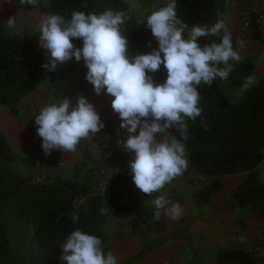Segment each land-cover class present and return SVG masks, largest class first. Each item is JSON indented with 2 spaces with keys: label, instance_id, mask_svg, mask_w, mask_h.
Listing matches in <instances>:
<instances>
[{
  "label": "trees",
  "instance_id": "trees-1",
  "mask_svg": "<svg viewBox=\"0 0 264 264\" xmlns=\"http://www.w3.org/2000/svg\"><path fill=\"white\" fill-rule=\"evenodd\" d=\"M226 0H176V12L189 27L217 22ZM47 11L69 19L73 11L100 14L105 10L124 11L130 17L124 26L131 56L149 53L156 48L155 38L143 17L123 0H47ZM164 7L160 6L159 8ZM253 38L264 47L256 16L250 21ZM231 32L237 51L236 35ZM219 36L199 38L203 47L219 43ZM34 37L10 34L0 21V103L9 114L18 115V103L40 81L44 68L41 57L33 54ZM73 44L82 41L73 40ZM151 43L152 48L147 47ZM254 56H247L234 64L227 80L217 79L209 88L199 87V106L202 114L195 121L186 120L189 139L184 141L186 155L194 172L210 179L192 195L196 206L210 203L211 196L221 189L224 176L245 174L246 178L232 194L240 207H248L255 214H264V183L259 182V166L264 162V76L239 100L231 102L227 90L241 87L243 80L253 73ZM155 83H163L166 70L151 74ZM53 96L59 102L66 95L88 94L86 73L77 72L73 61L49 72ZM35 116L27 120L34 140L36 155L47 160L36 133ZM179 138V133L171 129ZM82 142V141H81ZM112 142V141H111ZM112 145V144H111ZM84 153V150L82 151ZM19 159L0 130V264H67L61 259V244L67 235L80 229L102 241L105 251L103 210L119 219L153 218L154 207L140 200L133 190V182L114 176L108 182L104 196H91L84 205L75 208L73 199L85 193L83 180L70 181L62 177L36 183L30 175L21 173ZM219 264H253V258L242 250L219 248L215 252ZM190 264H205L197 261Z\"/></svg>",
  "mask_w": 264,
  "mask_h": 264
},
{
  "label": "clouds",
  "instance_id": "clouds-1",
  "mask_svg": "<svg viewBox=\"0 0 264 264\" xmlns=\"http://www.w3.org/2000/svg\"><path fill=\"white\" fill-rule=\"evenodd\" d=\"M11 0H5L10 3ZM21 7L40 5L41 0H18ZM176 0L152 12L146 20L157 47L149 53L131 56L127 36L123 35L124 11L108 9L100 14L73 11L69 19L59 14L42 15L38 33L40 47L47 62L41 67L55 72L71 59L83 62L86 80L100 95L114 97L111 107L119 114V127L129 134L122 148L134 153L129 162L132 181L137 189L151 197L153 220L161 217L178 221L183 216L179 202H173L163 189L182 175L187 167L185 143L189 139L186 120L195 121L202 114L199 87H211L215 80H227L241 55L234 50L231 32L223 21L211 27L188 26L178 18ZM15 17L6 24L15 27ZM219 43L201 47L199 38L219 36ZM73 40L82 41V48ZM166 70L163 83H155L151 74ZM255 77L247 76L241 92L253 86ZM36 133L41 138L44 154L53 150L75 153L81 141L92 139L104 125L94 106L79 96L75 106L64 97L57 103L43 106L35 116ZM139 129L138 135L137 130ZM178 132L179 138L170 133ZM61 259L67 264H118L117 257L105 254L102 241L80 229L70 232L61 245Z\"/></svg>",
  "mask_w": 264,
  "mask_h": 264
},
{
  "label": "crops",
  "instance_id": "crops-1",
  "mask_svg": "<svg viewBox=\"0 0 264 264\" xmlns=\"http://www.w3.org/2000/svg\"><path fill=\"white\" fill-rule=\"evenodd\" d=\"M254 2L264 12V0H226L223 11L217 18V22L223 21L229 31L236 35L237 46L238 43L247 41L249 47H254L256 40L253 38V30L251 26H246L244 13L240 12ZM47 5V0H41L40 5L35 8L30 5L21 7L18 0H11L10 3L0 0V21L4 28L10 34L34 37L33 54L41 57L44 63L47 62L46 51L40 47L38 29L40 17L45 14L51 15L47 11ZM9 17H15L14 28H9L6 24ZM260 37L264 40V30H260ZM74 45L79 48L83 46L82 42ZM73 60L74 58L69 61ZM82 65L85 66L84 62ZM254 69H256L255 66ZM84 70L87 73V68ZM259 73H264V68L260 69ZM259 73L258 75H260ZM85 81L89 89L88 94L72 93L66 97L70 96L72 105L75 106L77 98L81 95L84 96L100 115L104 128L92 139L83 140L75 153L64 154L55 151L54 154L49 155L51 161L60 160L62 163V166L53 171L58 172L61 169L62 172L59 173L64 178L66 172H73L72 169L86 162L88 159L86 150H93L100 146H104L106 150L109 147L110 150L116 134L129 135L125 129L119 127L121 123L119 114L115 113L111 107L114 97L107 95L106 89L97 95L93 85L86 78ZM40 83L41 80L31 92L19 101V115L13 116L6 110L0 116L1 132L6 137L11 150L15 149L19 153L16 156L25 161H29V158L36 159V153L27 120H24V124L20 122V119L23 118L20 117L23 106L34 100L38 114L40 109L47 105L46 100L53 101V97L47 91L46 94H41ZM169 131L173 134L171 129ZM138 133L139 129L135 134L138 135ZM83 150L84 153H82ZM80 153L83 154L81 159L79 158ZM186 158L187 167L184 173L194 174L187 155ZM88 161L90 160L88 159ZM43 164L47 171L54 166ZM89 169L90 167H87L86 164L85 170ZM73 175L77 177V180L83 178H79L78 173L73 172ZM245 178V174L224 176L221 180V189L211 196L209 204L203 206H196L192 195L202 185L209 184V178L203 183H189L174 179L170 185L163 189V192L167 193L173 202L181 204L184 210L182 218L172 221L162 216L159 222L154 221L153 218L146 221L139 218H128L136 220L125 223L122 227L109 229L108 232L104 231L105 254L109 251L112 252L117 257L118 264H190L200 260L205 264H219L215 256V252L219 248L246 252L252 246L254 239L264 238V214L257 215L248 207L238 206L233 198L232 194ZM259 182L264 183V162L259 166ZM133 190L140 200L154 207L151 197L143 194L135 187L134 183ZM259 264H264V245Z\"/></svg>",
  "mask_w": 264,
  "mask_h": 264
},
{
  "label": "rangeland",
  "instance_id": "rangeland-1",
  "mask_svg": "<svg viewBox=\"0 0 264 264\" xmlns=\"http://www.w3.org/2000/svg\"><path fill=\"white\" fill-rule=\"evenodd\" d=\"M127 5H129L131 8H133L139 16L143 17L147 14H150L156 10L159 9L160 6H166L167 3H169V0H123ZM245 17V21H246V26H251L250 25V21H251V17L247 16L246 14H244ZM248 18V19H247ZM250 19V20H249ZM263 31V30H262ZM237 52L241 55V60L243 58H245L247 55H253L255 57V61H254V66L256 67L255 73L253 72L251 75H253L255 77V82L254 84H256V82L262 77L264 76V73L260 74L259 70L264 68V47L258 43L257 41L254 42V47H249V44L247 43V41H243L240 42V44L238 43L237 46ZM39 57V56H38ZM240 60V61H241ZM73 63L76 67V71L77 72H84L86 69V66H83L82 63L83 62H76L75 59L73 60ZM86 73V72H84ZM258 73L260 75H258ZM40 88L42 89L41 94H46V91L53 97V101L49 102V100H46V104H50V103H57L58 101L55 99V97L53 96V90L51 88V79L49 76V72H47L46 70H44V72L42 71L41 75H40ZM253 84V85H254ZM243 92H241V87L235 90H227L226 95L227 98L231 101V102H236L237 100H239V98L241 97ZM79 95V94H77ZM25 97V95L22 97V99ZM70 96H68L69 98ZM7 108L5 106H3L0 103V116L3 114L4 111H6ZM23 112L22 115H20V117H23L20 119V122L22 124H24V120H28L29 117L31 116H36L37 114V108H36V104L34 102V100H31L29 102H27L24 106H23ZM8 111V110H7ZM20 111H18V115H19ZM18 121V119H17ZM12 143V142H11ZM81 145V144H80ZM14 150V152H13ZM12 152L15 155H19V153L17 151H15V149H13ZM55 151L57 150H53L51 152V154H54ZM109 151V147L107 148V150L105 149L104 146H100L97 147L95 149H88V151L86 150V153H88V159L90 161H88V159L86 160V162H83V166H77L76 168L72 169L74 173H78V177L81 178L86 174V164L87 167L90 168H96L99 166L100 164V157H103L107 152ZM83 157V154L80 153L79 158L81 159ZM36 159L31 160V158H29V161H18V164L16 165L17 169L23 173L24 175H30L32 177V179L36 182V183H42L47 181V179H52L54 177H62V175L59 172H62V170H58V172H54L53 170L57 169V161L60 160H53L51 161V159L47 160H41L37 155L35 156ZM46 165H54L53 167H51V170H45V166ZM56 163V166H55ZM95 163V164H94ZM73 172H66L64 174L66 180L72 179V180H77V177L73 175ZM263 180V179H262ZM71 181V180H70ZM103 213L106 215L105 218V222L103 225V230L108 232V230L112 229V228H119L122 227L123 225H125V223H130V221H134L136 219H128V220H123V219H119L115 216H113L111 213H108V211L106 209L103 210ZM127 221V222H126Z\"/></svg>",
  "mask_w": 264,
  "mask_h": 264
},
{
  "label": "built area",
  "instance_id": "built-area-1",
  "mask_svg": "<svg viewBox=\"0 0 264 264\" xmlns=\"http://www.w3.org/2000/svg\"><path fill=\"white\" fill-rule=\"evenodd\" d=\"M240 12L250 17L251 15H255L256 23L259 29L264 30V12L260 10L256 2L250 4L246 9ZM127 136L128 135L116 134L113 138L110 150L103 157L99 158V166L96 168H90L86 171V174L81 179L84 183L85 193L82 196L74 197L73 205L75 208H79L84 205L86 200L91 196L103 197L108 182L114 176L125 177L126 179L132 181V172L128 165L133 159L134 153L125 151L119 143L122 139L126 141ZM57 165L62 166V163L57 161ZM175 179L189 183H203L207 178L197 173L187 174L183 172L182 175L176 177ZM263 245L264 238L257 237L254 239L252 246L246 251V253L253 258V264H259Z\"/></svg>",
  "mask_w": 264,
  "mask_h": 264
}]
</instances>
